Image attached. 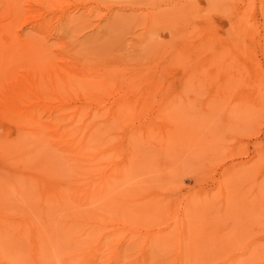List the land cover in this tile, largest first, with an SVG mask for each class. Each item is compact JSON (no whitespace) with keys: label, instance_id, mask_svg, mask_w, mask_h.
<instances>
[{"label":"rangeland","instance_id":"374dc122","mask_svg":"<svg viewBox=\"0 0 264 264\" xmlns=\"http://www.w3.org/2000/svg\"><path fill=\"white\" fill-rule=\"evenodd\" d=\"M0 62V264H264V0H0Z\"/></svg>","mask_w":264,"mask_h":264},{"label":"bare ground","instance_id":"6f19581e","mask_svg":"<svg viewBox=\"0 0 264 264\" xmlns=\"http://www.w3.org/2000/svg\"><path fill=\"white\" fill-rule=\"evenodd\" d=\"M242 30V29H241ZM223 46V45H222ZM227 55V54H226ZM238 56V55H237ZM240 58V57H239ZM232 59H234V58H232ZM235 60V59H234ZM2 62V61H1ZM0 62V63H1ZM253 74V73H252ZM251 74V75H252ZM73 145H75L76 143L74 142V143H72ZM74 147V146H73ZM120 169V168H119ZM118 170V169H117ZM118 173H119V170L117 171ZM122 172V171H121ZM120 175V174H119ZM122 175V174H121ZM101 177H100V184L102 185V188H103V186L106 188V186H107V184L106 183H108V184H110V181H108V179H109V177L107 176V175H100ZM125 176V175H124ZM117 177V176H116ZM119 177V176H118ZM121 177H123V175L122 176H120V179H122ZM100 185H97L95 188L96 189H94L96 192H97V190L99 189V191L98 192H103L105 189L103 188V191L102 190H100V188H101V186L99 187ZM77 191L79 192V189H77L76 190V193H77ZM87 192H86V194H89L91 191H92V187H91V184H88L87 185V190H86ZM106 191V190H105ZM95 192V193H96ZM85 194V195H86ZM40 228V227H39ZM39 228H37V227H35V228H32L33 229V232H32V236H33V239H34V236H37V235H43V233H44V235H45V232L43 231V233H42V230L40 231V229ZM33 252H36V251H38V248L36 247V246H34L33 247ZM35 261L36 262H34V264H41V262L39 261V260H36L35 259Z\"/></svg>","mask_w":264,"mask_h":264}]
</instances>
